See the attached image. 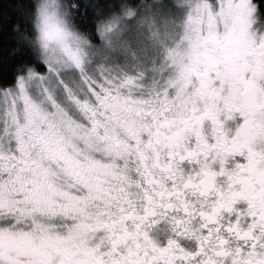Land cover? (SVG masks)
Returning <instances> with one entry per match:
<instances>
[{
    "label": "clouds",
    "instance_id": "9594fccd",
    "mask_svg": "<svg viewBox=\"0 0 264 264\" xmlns=\"http://www.w3.org/2000/svg\"><path fill=\"white\" fill-rule=\"evenodd\" d=\"M0 32V264H264V0H5Z\"/></svg>",
    "mask_w": 264,
    "mask_h": 264
},
{
    "label": "trees",
    "instance_id": "16d2710c",
    "mask_svg": "<svg viewBox=\"0 0 264 264\" xmlns=\"http://www.w3.org/2000/svg\"><path fill=\"white\" fill-rule=\"evenodd\" d=\"M5 2V0H0V5H3ZM4 41H3V33L0 32V44H2Z\"/></svg>",
    "mask_w": 264,
    "mask_h": 264
}]
</instances>
